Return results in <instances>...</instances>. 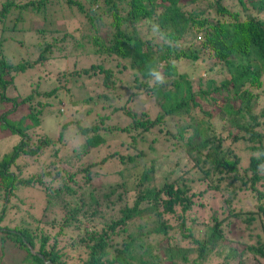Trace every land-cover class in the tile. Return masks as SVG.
Segmentation results:
<instances>
[{
  "label": "trees",
  "instance_id": "16d2710c",
  "mask_svg": "<svg viewBox=\"0 0 264 264\" xmlns=\"http://www.w3.org/2000/svg\"><path fill=\"white\" fill-rule=\"evenodd\" d=\"M52 6L62 18L75 15L74 26L68 17L65 28L36 29L30 44L39 48L36 57L8 61L7 21L14 18L15 28L26 12L47 19ZM0 28V136L19 138L0 156V261L7 247L24 251L17 264H66L57 237L102 218L101 230L85 229L88 257L79 264H177V255L185 264H246L240 258L248 253L264 264V0H3ZM21 31L30 35L29 28ZM17 42L22 49L23 40ZM151 67L162 71L165 84L154 83ZM36 68L29 94L7 95L17 76ZM127 71L131 82L120 90L119 74ZM86 80L94 89L85 88ZM73 88H81L78 100H71ZM61 92L74 108L85 105L86 114L105 112L92 124L78 120L81 141L70 146L67 123L56 140L35 132L47 99L58 97L60 104ZM140 95L142 104L151 103L136 111L131 102ZM41 98L46 101L35 106ZM23 104L28 111L19 115ZM121 113L124 124L116 123ZM162 136L168 150L157 146ZM102 146L105 152L87 158ZM156 149L162 156L148 158ZM47 151L39 170L23 174L32 164L27 159ZM106 174L119 179L99 182ZM20 186L43 194L37 232L30 223L10 227L4 220L13 206L31 209V202H11ZM237 223L246 237L230 236ZM47 224L59 228L45 234ZM151 233L167 241L176 233L189 246L166 242L155 250L146 240Z\"/></svg>",
  "mask_w": 264,
  "mask_h": 264
},
{
  "label": "rangeland",
  "instance_id": "374dc122",
  "mask_svg": "<svg viewBox=\"0 0 264 264\" xmlns=\"http://www.w3.org/2000/svg\"><path fill=\"white\" fill-rule=\"evenodd\" d=\"M3 0H0V4ZM53 9V6H52ZM60 7H56V10H51L49 13V18L45 19L42 18V16L37 15L35 12H26L24 19L25 21L23 23H17L15 28H12V21L14 20V18H11V20L7 21L6 25H4L3 27V33L4 35L8 38V40L5 41L4 44H2V46L4 45L3 48H5V54H7L6 59L8 60H12V61H17L19 60V58L21 59H27L29 57H36L37 53L39 52V48L37 46H30L31 41L33 37H35L36 29H41V28H45L50 30H55L57 28H65L66 26V20L69 17L70 23H72L73 21H75V15L71 16L65 14L64 18L61 17V14H63V12H60ZM16 16V15H15ZM72 19V22H71ZM74 26V22L72 24ZM23 28L27 29L29 28L28 32H25V35L30 34L29 36H26V38H24L23 36V31H21ZM102 28V27H101ZM73 30L74 27H71L70 30ZM1 30V28H0ZM71 30V31H72ZM102 33L103 30H105L104 28L101 29ZM2 33V32H1ZM1 35V34H0ZM43 35V34H41ZM28 37L30 39H28ZM49 39V38H48ZM23 40V48L19 49L16 47V44L18 45L17 41H21ZM50 40V39H49ZM7 41H10V44H8ZM53 40H50V42H52ZM8 44V45H6ZM14 45L13 47H11V45ZM6 45V46H5ZM0 45V47H2ZM77 60V62L79 61L78 58H75ZM8 60V61H9ZM10 60V61H11ZM23 61V60H22ZM81 62V60H80ZM56 64L61 65V62H56ZM47 67V66H46ZM54 65H50L49 68H46L48 70L52 69V72H54L53 69ZM197 69L201 74L204 73V68L201 67L198 63H190L189 69ZM41 70V68L37 69L35 71L26 73L24 75L21 76H17L15 78L14 83L9 84L7 86L6 89V93L9 96H15L18 94H29V92L32 90V88L29 86L31 82H34L37 77L36 75L38 74V72ZM46 71V70H44ZM51 71H48L47 74L52 73ZM120 77L122 78V84H120V90L125 88V82L129 83L131 82V76L129 74V71L125 72V74H119ZM194 79H196V77H193ZM85 88H87V90L89 91L90 88L94 89V87L89 84V81H85ZM81 88H78L76 90V88H73V95L71 100H78V98H80V90ZM96 89V88H95ZM101 89V88H99ZM97 91H99L98 89H96ZM64 92V91H63ZM60 97L63 99V101L60 102L59 104V100L58 97H53L51 99H47L50 104L47 105L46 108H44V112L43 115L41 117V125L40 127H38L37 129H35V132H39V133H45L46 135L50 136L53 140H56L58 137V133L60 130V127L62 124L67 123L68 125V130L65 132L66 137L65 140L67 141L68 146H70V144H77L81 141V136H78V134L75 132V125L78 122V120H80L81 124L86 125V124H92L94 123L97 119L98 116L100 114L105 113L103 110H100L99 108H96L93 112H91L90 114H86L85 111L83 110L85 108V105L80 106L78 108H74L73 105H70V103L68 102V96L64 93L61 92ZM125 93L123 92L122 97L119 99L118 101V105H122L124 103V99H125ZM43 101H46V98H41L40 102H36L34 101L33 104L37 107H40L41 104L43 103ZM143 101V96H136L135 100L131 102V106L133 109H135L136 111H141L142 109H146V107L150 106L148 104L151 103L150 100H148L147 103L142 104ZM92 105V104H91ZM95 106H97L98 104H94ZM10 106V104H9ZM100 107V105L98 106ZM19 109V115H24L27 111H28V107L27 105L23 104L21 106L18 107ZM125 121H127L126 116L123 115V113L119 114L118 119H116V123L119 124H124ZM34 134V132H32ZM77 135L76 136H74ZM162 142L160 141V143L157 144V146L161 149L164 150H168V144L165 140V137L162 136L161 137ZM19 138L18 135H14V134H10V135H2L0 136V156H2L4 153L9 152L12 149V146L14 144H16L18 142ZM162 144V146H161ZM67 146V147H68ZM106 151V148L104 146L99 147L96 150H93L91 152L90 155H88L87 158H91L93 156L96 155V158L98 157V155L102 154L103 152ZM162 152L157 150L156 151H148V158L150 157H155L157 155L162 156L161 154ZM46 155L43 157H40L38 159H34L33 161L31 159H27L29 160L30 163H32L29 166V170L28 169H24L23 174H27L30 172H34L37 171L41 168V164L43 163V161L45 160L46 157L51 155V152H46ZM49 159V158H48ZM95 159V158H94ZM27 162V161H26ZM28 162V163H29ZM26 163V164H28ZM119 179V175L118 174H106V175H102L98 180L99 182H103L105 183H111L114 182L116 180ZM18 196L19 198H17L16 196H14V198H12L11 202L15 203V201H19L21 203H26L25 206H27V204H29V202H31V209L30 207L28 208V210L25 209H21L19 210V208L17 206H13L11 207V209L8 211L6 218L4 219L5 221L8 220L6 222L7 225H9L10 227H15V226H23V224H29L28 227L29 229H31L33 232H37L40 224L37 223L35 217H38L36 214H39V210L40 207L43 204L44 201V197L42 192H40L39 190L35 189V188H30V187H24V186H20L18 188ZM1 200V199H0ZM206 200L208 202H211L212 206H218V203H214L213 200H211L210 198H206ZM1 202V201H0ZM241 205H243L244 207L246 206H250V202L248 201V199H243V201L240 202ZM209 205V204H208ZM11 206V204H10ZM18 210V211H17ZM202 210V209H201ZM16 211V212H15ZM198 214L201 217V221L203 220L202 224L205 225V219L203 217H205V211L203 212L200 210ZM29 212L31 213V215L29 214ZM22 223V224H20ZM95 223V224H93ZM102 218L100 219H96L94 221H90V220H83V222L81 223V227L77 228V227H73L70 226L68 228H65L62 232V234H60L57 237V244H56V249H58L61 253H63L64 255V261H66V264H79V262H81L83 259L85 260L88 257V248L86 247L85 243L83 241H81L82 238L85 239V235H86V230L91 231L92 228H96L101 230L102 229ZM27 226V225H26ZM241 225L240 223L236 224V227L233 228L230 231V236L232 238H240L242 235L244 237H246V235L242 232L241 230ZM59 226L55 225L52 226V228L47 224V226H43V228H41L45 233V234H49V235H53L57 230H58ZM202 230L205 229V227L203 225H201L200 227ZM168 241L164 240L162 235H156L151 233L148 238L146 239L148 241V243H150L152 246L155 247V250H161L163 251V249L167 246V243H176L177 246L179 247H187L189 246L188 242L185 241L184 239H182L178 234L173 233L170 234L168 237ZM113 240H120V237L113 235L112 236ZM3 246H7L9 245L7 242H3L1 241ZM167 242V243H166ZM52 243V240L49 241V245ZM1 244V243H0ZM235 245V244H233ZM238 249H242L241 245H238L237 247ZM2 255V260L0 261L1 264H17L19 262V259L22 257V255H24V251L22 250H18V249H7V247L5 248L4 252H1ZM188 259L193 260L195 258L194 254H189L187 255ZM241 260H244L246 264H262L261 261H258L252 254L248 253L245 257L240 258ZM135 261V260H133ZM175 262L177 264H185L184 262H182L181 260V256L177 255L175 256ZM237 262V261H236ZM236 262H234L233 264H236ZM163 264H172V262L170 261H163ZM20 264H30V262L28 260L23 261ZM188 264H193V263H188Z\"/></svg>",
  "mask_w": 264,
  "mask_h": 264
},
{
  "label": "clouds",
  "instance_id": "9594fccd",
  "mask_svg": "<svg viewBox=\"0 0 264 264\" xmlns=\"http://www.w3.org/2000/svg\"><path fill=\"white\" fill-rule=\"evenodd\" d=\"M153 31L159 32L158 24L154 25ZM148 75L151 77V79L154 81L156 85H163L167 82L165 75L158 67H151L150 71L148 72ZM260 167L264 168V165H261Z\"/></svg>",
  "mask_w": 264,
  "mask_h": 264
},
{
  "label": "water",
  "instance_id": "95a60500",
  "mask_svg": "<svg viewBox=\"0 0 264 264\" xmlns=\"http://www.w3.org/2000/svg\"><path fill=\"white\" fill-rule=\"evenodd\" d=\"M49 263V262H48Z\"/></svg>",
  "mask_w": 264,
  "mask_h": 264
}]
</instances>
